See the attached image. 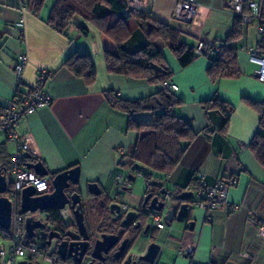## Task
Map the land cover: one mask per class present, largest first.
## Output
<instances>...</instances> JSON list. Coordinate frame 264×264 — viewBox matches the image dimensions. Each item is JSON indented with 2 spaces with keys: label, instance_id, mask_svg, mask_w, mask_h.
I'll return each instance as SVG.
<instances>
[{
  "label": "crops",
  "instance_id": "crops-1",
  "mask_svg": "<svg viewBox=\"0 0 264 264\" xmlns=\"http://www.w3.org/2000/svg\"><path fill=\"white\" fill-rule=\"evenodd\" d=\"M123 1L177 31L178 41L189 46L200 38L223 40L233 29V16L222 0H198L200 7L189 29L172 17L175 0ZM47 12L44 7L35 15L27 0H0V112L16 91L35 84L38 72H49L43 86L50 97L49 104L22 118L16 130L18 134H31L39 160L49 174L78 166V188L83 204L86 202L83 209L87 227V222L97 223V214L110 220L108 211L101 208L102 201L107 206L117 199L129 209H137L143 196L152 189L145 182L144 187L127 180L119 184L116 181V174L126 169L120 165L121 157L131 151L138 132L128 129L127 114L108 104L106 92L113 91L122 99L135 101L161 87L146 79L109 73L104 52L114 53L115 45L107 36L86 22L83 26L87 35L81 34L75 24L62 34L45 21ZM20 19H23L21 32L14 25ZM126 25L131 35L124 42V49L135 51L148 42L134 18ZM256 42L255 28L241 25L239 38L228 45L237 49L253 47ZM154 45L171 72L169 80L178 86L173 94L182 100L173 114L187 120L197 134L171 173L164 175L147 168L148 177L134 175L135 179L162 180L169 194L191 191L200 172L208 183L224 173L233 175L237 183L228 189L226 205L217 209L212 222H205L204 212L191 206L187 220L193 222L192 229H187L185 223H172L139 237L130 253L142 254L150 242L158 244L159 251L152 263L136 260L131 264H188L189 255L194 264H264V240L256 236V229L248 222L254 218L264 223V168L248 147L258 127L259 113L244 101L264 102V83L257 80V65L236 50L240 75L214 81L207 72L208 58L199 56L181 67L167 44L156 40ZM75 51L89 55L94 62L96 73L92 82L75 76L63 65ZM20 53L26 54L28 61L18 83L13 64ZM261 56L264 58V54ZM213 96L232 106L223 130V115L213 113L208 121L200 107V102ZM132 119L143 125L152 121L147 112L134 114ZM0 147L3 151L0 167L5 163L7 172L14 150L2 133ZM90 182L98 184L101 196L87 193L86 185ZM233 206L238 208L232 209ZM88 231L91 233V228Z\"/></svg>",
  "mask_w": 264,
  "mask_h": 264
},
{
  "label": "trees",
  "instance_id": "trees-1",
  "mask_svg": "<svg viewBox=\"0 0 264 264\" xmlns=\"http://www.w3.org/2000/svg\"><path fill=\"white\" fill-rule=\"evenodd\" d=\"M27 6L35 15L42 8H47L45 21L58 32L65 34L68 28L75 24L77 30L87 35L83 23H90L97 27L98 31L107 36L115 45L114 53L104 52L106 70L109 73L146 79L149 82L161 83L171 76V72L164 63L160 50L154 41L159 40L167 44L170 52L181 67L187 66L197 56L193 53V45L189 46L178 41V32L148 15L128 7L123 0H27ZM134 18L137 26L145 31L148 42L135 51L124 49V42L130 37L131 31L126 22ZM80 20V22H77ZM241 34V23L233 17V29L230 35L218 42L217 51L208 58L210 65L207 72L211 80L220 78H237L240 75L236 63V48L228 45L238 39ZM256 48L260 54H264V33L256 42ZM75 76L82 77L86 82H92L95 78V65L91 57L85 53L73 52L63 64ZM108 104L128 115V129L138 132L137 139L131 151L120 160V165L125 166L126 161L137 162L157 173L167 175L173 171L179 163L186 146L194 139L195 132L190 123L173 114V110L182 105V100L173 93L160 88L155 93L129 101L120 98L113 91L106 92ZM249 106L258 110V127L248 145L255 159L264 168V102L258 103L252 100H244ZM200 107L207 120L213 113L223 115V130L232 111V106L213 96L209 100L200 102ZM147 112L152 121L148 125L135 122L134 114ZM182 142H186L184 145ZM3 153L0 147V155ZM30 162L40 161L28 157ZM5 163L1 166L3 168ZM148 177V175H146ZM101 208L107 211L102 201ZM17 213L21 215L17 208ZM109 218L106 217V220ZM46 221L50 228L55 231L66 232V227L61 221L56 210L46 214ZM74 229L75 226L73 225ZM100 232L105 231V224L98 227ZM138 231L133 233L137 235ZM36 239L41 241L40 248L48 249L46 245V234H36ZM23 240L33 243L34 239Z\"/></svg>",
  "mask_w": 264,
  "mask_h": 264
},
{
  "label": "built area",
  "instance_id": "built-area-1",
  "mask_svg": "<svg viewBox=\"0 0 264 264\" xmlns=\"http://www.w3.org/2000/svg\"><path fill=\"white\" fill-rule=\"evenodd\" d=\"M225 8L229 13L240 20L244 27L253 26L257 34V41L264 33V0H224ZM200 3L198 0H175L172 17L182 23L185 28L189 29L199 10ZM15 28L22 31L23 19L15 22ZM220 40H206L205 38L197 39L193 44V53L195 56L208 57L213 55L218 49ZM237 51L243 52L248 59V62L257 65V80L264 83V58L258 52L256 46L245 47L239 46ZM27 56L20 53L16 56L13 64V71L18 83L22 81V74L27 64ZM49 76V72H38L36 82L33 86L24 91H16L12 98L5 104L2 112H0V133L4 134L7 141L13 145V153L7 168L6 174V193L5 196L11 202V223L7 230L0 229V235L3 240H7L9 245L0 246V264H18L22 260L34 262L38 257H42L47 264H76L74 261H63L56 254V247L46 251L42 250L40 244L29 243L23 240V217L17 213V204L21 189L32 187L35 195L45 194L51 191L50 178L39 176L33 171L27 169L24 165L28 157L34 160L39 159L38 148L30 133L18 134L16 128L19 121L38 110L46 107L50 102V97L44 91V84ZM160 87L170 93L178 89L177 84L169 79L160 83ZM256 131H261L260 127ZM27 155L25 157L24 155ZM37 162V161H36ZM35 163V162H30ZM133 162H130V165ZM127 172H129L127 170ZM133 175H141L139 170H133ZM126 179L123 173L116 174L117 183H121ZM145 185L150 186L151 180L145 178ZM237 180L233 175L224 173L219 179L212 183L205 180L203 173L197 175V182L193 186L191 192V206L200 209L204 212V221L212 222L213 215L220 206L226 205V196L228 189L236 185ZM170 199L168 195L164 196V206L160 212H152L149 215L148 222L152 228L161 230L165 229L166 225L163 216L169 207ZM233 206L232 209H237ZM19 209V208H18ZM128 210L127 205H121V212ZM57 213L65 226L73 224V217L68 206L57 210ZM248 222L256 229V236L264 240V223L257 222L254 218H249ZM50 248V249H49ZM188 251V254H191ZM189 255V263L194 264L192 257ZM19 260V261H18ZM81 264H88L81 263Z\"/></svg>",
  "mask_w": 264,
  "mask_h": 264
},
{
  "label": "water",
  "instance_id": "water-1",
  "mask_svg": "<svg viewBox=\"0 0 264 264\" xmlns=\"http://www.w3.org/2000/svg\"><path fill=\"white\" fill-rule=\"evenodd\" d=\"M257 76V73H256ZM27 157V155H24ZM27 169L33 171L39 176L50 178L51 191L41 195H35L32 187L21 189L19 195V211L26 215L23 219L24 237L26 239H35L36 231L44 230L46 225L40 219H35L31 214L37 211L47 214L52 210H60L68 206L73 217V225L75 230H68L62 235L59 232L50 230L46 235V245L49 247L52 240H56V254L63 261L72 260L76 264H81L85 259L88 264H104L105 255L117 244L119 236L107 231L99 232L96 236L90 233L84 222V209L82 196L80 193L73 191L70 194L66 193V189L76 187L79 184V168L74 166L59 172L50 173L45 169L40 161L35 163L27 162L24 165ZM139 170L142 176L147 175V168L137 162H133L129 166L130 172L126 174V179L129 182L135 180V176L131 171ZM152 189L148 191L142 199L140 206L137 209H130L126 212H121V203L117 199H113L106 209L110 214L111 221L121 220V226H133V229L140 230L141 235H137L134 243L139 237H145L153 230L148 218L152 212H160L164 206V196L168 195L171 202L163 216L166 227H170L172 223H185L187 229H192L193 222L188 221L187 217L191 209V191L168 193L163 186L162 180H151ZM125 188H123L124 190ZM87 193L91 196H101L102 190L95 182H90L86 185ZM6 193V169L0 167V229L7 230L11 223V202L5 196ZM30 214V215H29ZM128 237H124L114 257L119 259V254L126 251ZM159 246L155 242L147 244L142 254L126 255L125 260H121L122 264H131L136 260H142L147 263H152L157 256ZM121 258V257H120ZM18 264H36L28 260H22Z\"/></svg>",
  "mask_w": 264,
  "mask_h": 264
},
{
  "label": "flooded vegetation",
  "instance_id": "flooded-vegetation-1",
  "mask_svg": "<svg viewBox=\"0 0 264 264\" xmlns=\"http://www.w3.org/2000/svg\"><path fill=\"white\" fill-rule=\"evenodd\" d=\"M130 162L131 161H126V165L124 166V168H126L129 172H130V170H129ZM132 174H133V172H132ZM73 191H76V192L80 193L78 186H76V187H70V188L66 189V193L67 194H70ZM31 215L35 219H40V218H38V216L44 215L45 216V219L44 220H41L40 219V220L43 221L44 223L46 222V214L45 213H41V212L37 211L35 213H32ZM21 216L24 219V217L26 215L21 214ZM109 221H110L109 222V226L106 228L105 231L110 232V233L117 234L120 238H119V241L117 242V244L105 255V262H104V264H120V259L121 260H125L126 255L130 253V248L132 247V244L134 243L137 235L138 234L141 235L140 234L141 231L140 230L133 229V226L132 225H129L128 227L121 226V220H119V221H111V220H109ZM45 225H46L47 228L45 227L44 230H38V231H36V234L40 233V234H46L47 235V232L48 231L53 230V229L50 228V226H49L48 223H45ZM66 227H68V230H75L74 227H73V224L70 225V226H66ZM136 231H138V233H136L137 235L134 236L133 233H135ZM56 232H59L61 235L64 233V232H61V231H56ZM124 237H128V239H129L128 243L126 244L127 245V248H126L127 250L124 251L121 254V256L119 254V259H116L114 257V255L116 254V252L118 250L117 248L120 245V242H121V240ZM53 241L57 242L56 240H52L51 241V244H52Z\"/></svg>",
  "mask_w": 264,
  "mask_h": 264
},
{
  "label": "rangeland",
  "instance_id": "rangeland-1",
  "mask_svg": "<svg viewBox=\"0 0 264 264\" xmlns=\"http://www.w3.org/2000/svg\"><path fill=\"white\" fill-rule=\"evenodd\" d=\"M222 2L223 3H225V1L224 0H222ZM129 24H132V21H130L129 22ZM249 27H251V26H249ZM122 173L124 174V175H126L127 174V169H125L124 171H122ZM9 177V174H7V178ZM9 179V178H8ZM132 183V185H133V183L134 184H140V185H142V186H144V180H143V178L142 177H136V179H135V181H133V182H131ZM145 187V186H144ZM101 199H103V198H101ZM18 204H19V202H18ZM18 204H17V206H18ZM86 206V202H84V204H83V208ZM19 208V207H18ZM86 208V207H85ZM86 212H87V209H86ZM38 218H40L41 220H44L45 219V216L44 215H41V216H38ZM96 220H97V223L96 224H94L93 222H91V223H89V222H87V227H89L88 229L90 230V228H91V233H92V235L93 236H96L97 235V233H99L100 231H99V229H98V227H100V224H105V229L109 226V220L107 219L106 220V217H101V215H99V214H97V218H96ZM45 223H47V221L45 222ZM91 226V227H90ZM94 227V228H93ZM47 228V227H46ZM40 234V233H39ZM153 239H154V236L152 237ZM9 242L7 241V240H3L2 239V237H1V235H0V246L1 245H3L4 247H7L9 244H8ZM33 243H35L36 245H38V244H41V241L40 240H38V238L36 239H34V241H33ZM55 245H56V242L55 241H53L52 242V244H51V246H50V248H53V247H55ZM49 248V249H50ZM19 261V260H18ZM66 262H68L69 260H65ZM34 263H36V264H47L44 260H43V258L42 257H38L37 259H35L34 260ZM82 263H87V259H85L84 258V260L82 261ZM61 264V263H60Z\"/></svg>",
  "mask_w": 264,
  "mask_h": 264
},
{
  "label": "bare ground",
  "instance_id": "bare-ground-1",
  "mask_svg": "<svg viewBox=\"0 0 264 264\" xmlns=\"http://www.w3.org/2000/svg\"><path fill=\"white\" fill-rule=\"evenodd\" d=\"M121 205H123V204H121ZM128 210H130V209L128 208ZM128 210H127V211H128Z\"/></svg>",
  "mask_w": 264,
  "mask_h": 264
}]
</instances>
